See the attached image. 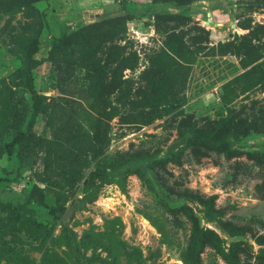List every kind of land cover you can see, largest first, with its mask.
Segmentation results:
<instances>
[{"label": "rangeland", "instance_id": "374dc122", "mask_svg": "<svg viewBox=\"0 0 264 264\" xmlns=\"http://www.w3.org/2000/svg\"><path fill=\"white\" fill-rule=\"evenodd\" d=\"M0 178V264H264V0H0Z\"/></svg>", "mask_w": 264, "mask_h": 264}, {"label": "trees", "instance_id": "16d2710c", "mask_svg": "<svg viewBox=\"0 0 264 264\" xmlns=\"http://www.w3.org/2000/svg\"><path fill=\"white\" fill-rule=\"evenodd\" d=\"M61 41V39H53L52 42H51V46L52 48H54L59 42ZM40 64V61H38L37 63H35V65H33L32 69H34L37 65ZM30 87V90H31V97H32V100H33V103H34V106H35V110L34 112L32 113V116H31V119L27 125V137H33L34 136V133L32 131V127H33V124H34V120L37 116V114L39 113L40 111V107H41V98L39 97V95L33 90V87H32V83H30L29 85ZM37 144L36 140L33 139V146H35ZM11 147H12V144L8 145V150H7V153L8 154H11ZM3 179L0 178V182H2Z\"/></svg>", "mask_w": 264, "mask_h": 264}]
</instances>
